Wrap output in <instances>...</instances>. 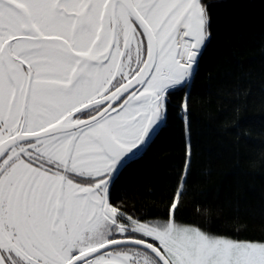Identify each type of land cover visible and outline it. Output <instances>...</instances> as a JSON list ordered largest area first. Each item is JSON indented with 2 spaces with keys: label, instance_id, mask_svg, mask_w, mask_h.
I'll use <instances>...</instances> for the list:
<instances>
[{
  "label": "snow or ice",
  "instance_id": "obj_1",
  "mask_svg": "<svg viewBox=\"0 0 264 264\" xmlns=\"http://www.w3.org/2000/svg\"><path fill=\"white\" fill-rule=\"evenodd\" d=\"M212 0H0V264H264V235L188 199ZM173 181L124 174L164 128Z\"/></svg>",
  "mask_w": 264,
  "mask_h": 264
},
{
  "label": "trees",
  "instance_id": "obj_2",
  "mask_svg": "<svg viewBox=\"0 0 264 264\" xmlns=\"http://www.w3.org/2000/svg\"><path fill=\"white\" fill-rule=\"evenodd\" d=\"M213 43L191 85L195 157L188 199L217 223L239 217L264 235V0H212ZM173 127L154 137L124 179L141 203L170 184L181 163Z\"/></svg>",
  "mask_w": 264,
  "mask_h": 264
}]
</instances>
